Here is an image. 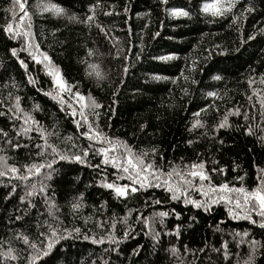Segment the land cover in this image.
<instances>
[{"label": "trees", "instance_id": "1", "mask_svg": "<svg viewBox=\"0 0 264 264\" xmlns=\"http://www.w3.org/2000/svg\"><path fill=\"white\" fill-rule=\"evenodd\" d=\"M20 2L25 3L24 10L14 0H0V112L6 113L0 115V129L8 132L13 143L19 141L22 145L13 149L0 139L3 149L0 155L6 157L4 164L16 166L23 172L24 165L43 162L44 155L38 156V151L43 149L45 155L50 152L35 130L27 136L16 135L24 123V112L39 121L46 133H54L46 135L45 139L61 151L67 152L73 142L81 147L87 145L88 141L78 136L72 118L60 110L57 101L45 95L53 91L48 71L57 70L69 84L78 86L104 105L96 121L101 131L125 141L134 151L148 152L146 159L158 166L170 170L171 165L179 170L184 165L203 161L213 184L227 182L237 187L243 184L249 190L257 186L258 175H264L258 172L264 169V141L258 140V136L264 135V119L260 115V101L264 100V83L261 82L264 31L260 30L264 29V0H236V6L223 17L200 11L201 5L211 0H167L166 4L161 0H100L99 4L96 0ZM53 4L62 11H53L50 7ZM246 4L254 5L255 10L244 12ZM173 6H183L191 15H170L166 9ZM24 11L29 15L21 21ZM106 12L110 14L105 15ZM233 14L237 16L235 22ZM89 15L93 16L92 21H87ZM9 23L14 30L19 25L20 32L30 23V42L22 35L11 39L4 31ZM97 24L105 31H100ZM250 34L254 39H247ZM13 48L16 56L11 54ZM173 53L174 59H152ZM41 54L49 56L50 65L43 61ZM137 54H140L139 60ZM33 56H38L42 62L37 63ZM17 57L26 63L27 70L21 67ZM193 62L203 71L189 74L188 65ZM92 64L102 74V80H97L89 68ZM125 64L130 65L126 74L122 72ZM181 70L198 83L192 85L190 80L185 81ZM217 70H221L222 80L211 78ZM156 75L175 78L176 83L171 79H154ZM29 76L35 83L29 82ZM250 77L254 81L251 86ZM121 80L123 84L119 83ZM182 87L188 88V96L181 91ZM114 90L115 97L111 95ZM209 91L218 95L208 97ZM64 95L67 98L68 94ZM16 96L21 97L22 111L13 115ZM113 100L116 102L112 103ZM202 108L205 111L200 112ZM236 108L241 113L247 111L250 119L245 121L243 115H235ZM228 109L233 113H228ZM196 112L200 115L194 116ZM225 114H228L230 127L213 132L212 125ZM196 119L205 127L189 131ZM248 125L252 126V135L243 131ZM189 140L194 143L189 144ZM25 144L28 147H23ZM152 148L157 150L155 154L149 151ZM98 160L99 157H95L91 162ZM53 167L57 171L52 180L47 181L49 187L45 195L38 189L48 169L29 176L28 181L0 177V251L12 247L20 257L12 261L4 259L0 264H25L22 251L25 245L17 233L38 241L42 239L41 231H49L48 225L58 231L80 227L82 234L96 239L109 234L123 237L125 229L130 235L120 240L116 252L110 250L115 245L107 239L100 244L82 238L61 242L55 258H45L50 264H246L250 256L251 264H264V228L255 213L252 217L257 223L243 216L233 219L223 202L214 204V211L206 213L191 205L185 206L182 201H168L161 189H147L137 200L125 202L96 183L100 175L92 168L67 160H57ZM221 167L223 173L212 171ZM113 171L108 169L109 182L115 179L111 175ZM237 176H242L243 180H236ZM26 183H35L37 194L21 203ZM13 184L17 188L9 196ZM80 193L84 194L81 207L73 211L71 204ZM190 195L193 199L201 198L199 191H190ZM45 198L54 205L51 216ZM29 199L35 208L27 207ZM154 199L162 200L163 204L156 205ZM168 208H174L181 216L179 219L165 217L163 231L170 234L163 235L154 247L151 230L161 231L158 221L150 220L146 227L143 220L136 217L138 214L151 217L154 211ZM17 215L20 220H16ZM192 216L196 221L189 219ZM173 247L175 254L170 251ZM137 248L139 251L134 252Z\"/></svg>", "mask_w": 264, "mask_h": 264}, {"label": "snow or ice", "instance_id": "2", "mask_svg": "<svg viewBox=\"0 0 264 264\" xmlns=\"http://www.w3.org/2000/svg\"><path fill=\"white\" fill-rule=\"evenodd\" d=\"M100 0H96V4H99ZM14 3L19 5L21 10L25 9V3L20 2V0H14ZM161 3L166 4L167 0H161ZM236 6V0H211V2L203 3L201 5L200 11L206 14H210L213 17H223L227 15L231 10ZM53 11L60 12L62 9L58 8L55 4L50 5ZM255 10L254 5L246 4L244 6V12H252ZM127 11V9H125ZM166 11L172 16H183L188 17L191 15L190 10H186L185 7H171L166 9ZM105 15H109L110 13L106 12ZM28 12L24 11L23 15L20 16V20L23 21L26 17H28ZM237 19L236 15H232V21L235 22ZM93 16L89 15L87 17V21H92ZM19 25L16 26V29H13V25L11 23L7 24L4 27L5 33L9 34L11 39H16L17 36L22 35L26 42H30L32 33H31V24L29 23L27 29L23 32L19 31ZM97 27L100 31H105V29L97 24ZM146 27V25H145ZM264 31V29H260ZM159 35V33H157ZM248 40L254 39V35H249L247 37ZM219 48L220 46L217 45ZM13 56L17 55L16 49L13 48L10 50ZM91 54V53H90ZM221 55L223 52L221 51ZM31 55V53H30ZM43 57V61H48L50 65V58L46 54H41ZM37 63H41V59L38 56L32 57ZM175 54H171L169 56H154L152 59L157 61H167L170 59H174ZM19 60V58L17 57ZM136 59H140V54H137ZM21 67H24L27 70V65L23 60H19ZM130 65L125 64L123 66L122 72L126 74L129 70ZM89 68L94 71V75L97 80H102V74L96 70V65H89ZM188 73L192 72H200L203 71L201 67H199L195 62L188 65L187 69ZM221 70H217V74L212 75L211 78L213 80H222L223 76L220 73ZM48 74L52 76L53 82V91L47 92L45 95L50 96L53 100L57 101L60 105V110L62 112H66L71 118L72 123L75 125V129L78 132V136L86 139L88 141L86 146H78L75 142L72 143V148L67 152L61 151L54 144H49L45 139L46 135H53L54 133H46L43 126L39 121L35 120V118L28 112L23 113V121L24 123L21 125L20 129L16 131V135L20 136L23 134L27 136L30 131L35 130L40 134V139L44 140V147L50 149L46 155L44 154V150L41 149L39 144L36 145L38 149H41L37 152V155H44V160L42 163H32L24 165V171H18L16 166H8L4 164L6 157L0 155V177L9 176L10 178H15L20 181H28L29 176L34 173H40L41 169H48L43 174L42 182L39 186L38 192L42 195H45L48 190L47 181L52 180L53 175L56 173V168L53 165L56 164L57 160L60 161H69L80 165H85L89 168L96 170L100 179L96 181V183L103 188L111 190V192L122 201H127L129 199L137 200L139 198V194L145 192L147 189H161L165 192L166 199L168 201H182L185 206L191 205L194 209H200L204 212L214 211L213 205L223 202L227 207V211L229 215L233 219H238L240 216H243L244 219L251 221L252 223H257L256 220L253 219L252 213H255L260 217V226L264 228V175H258L257 179L259 183L255 188L247 189L243 184L237 187L235 184L229 185L227 182L213 184L212 177L208 174L204 169V162L200 161L198 163H193L191 165H184L183 169H176L175 167L169 165L170 170H165L163 166H158L154 162L149 159H146L148 156V152L144 151H134L133 147L130 146L125 141L119 139L118 137H111L106 135L103 131L100 130L99 125L96 123L99 120L101 112L103 111L104 105L100 103L93 95L89 93L82 92L78 86L69 84L64 78L61 76L59 71L50 70ZM181 76L185 81H189L192 85L198 83V81L194 77H190V75H185L184 70H181ZM154 79L160 80H169L171 79L172 83H176L175 78H170L167 76L156 75L153 77ZM261 82L264 83V73H261ZM29 82L35 83L32 78L29 76ZM254 81L252 78H249V85L251 86ZM119 83L123 84L124 81L121 80ZM181 91L185 96H188L189 90L188 88L182 87ZM64 93H67V98ZM112 96H116V91L111 92ZM218 94L213 91L207 92L208 97H216ZM21 97L16 96L15 101L17 102L15 105V113L21 112V108L19 106V101ZM249 99H252L249 96ZM116 101L113 100L112 103ZM35 108H39L38 105L34 106ZM100 110V111H97ZM9 111H12L9 109ZM109 113H111L112 109L109 107ZM205 111V109H200V112ZM200 112L193 113L194 116H199ZM228 113H233L232 109H228ZM5 112H0V115H5ZM235 115H243L245 121L250 119L249 113L247 111L241 113L239 108L234 110ZM260 115L261 118L264 119V100L260 101ZM254 118V117H253ZM33 125L35 128L33 129ZM197 127H205L204 123L200 119H196L193 123L189 131ZM230 124L228 122V114H225L223 119L218 123L212 125V130L215 132L218 129L228 128ZM143 128V125H141ZM245 134L252 135L253 129L251 125L245 126L243 128ZM264 131V129H262ZM219 139L218 137H215ZM0 139L4 141V144L10 145L13 149L20 148L22 145L19 141L13 143L9 138L8 132L0 129ZM66 140H72V137H66ZM31 140V137H29ZM258 140L264 141V135L258 136ZM221 144H223L222 140H219ZM189 144L194 143V141L189 140ZM23 147H28L27 144L23 145ZM3 149L0 148V152ZM151 153L155 154L156 149L152 148L149 150ZM51 157L49 159L48 157ZM99 157L98 162L92 163L91 159ZM162 159V157H161ZM114 169L111 175L115 178L111 182L108 180V169ZM236 169L234 168L233 171ZM214 172L223 173L224 169L221 167L219 169H212ZM259 173H264V169H258ZM178 178V179H177ZM236 180L242 181V176L235 177ZM125 180L127 183L118 184L116 181ZM207 185V188L205 187ZM25 194L20 196V202L24 203L25 200L29 197H33L37 194V185L35 183L25 184ZM17 185H12V191L9 192V196L12 195L16 191ZM190 191H199L200 199H193L190 195ZM84 194L80 193L76 198V202L71 204V209L73 211L79 209L81 207V201L83 200ZM7 199V197H6ZM45 205L48 207V214L51 216L53 212L54 205L49 201V199L45 198ZM154 203L156 205L163 204L162 200L154 199ZM28 208H35L36 205L32 202V200H28L27 203ZM58 210V209H57ZM131 209L129 210V214L131 213ZM175 216L177 219L180 218L181 213L177 212L174 208H168L167 210L154 211L151 214V217H142L141 215H137V220H143V223L146 227H149V221L151 220L153 223L157 222L160 225L161 231L151 230V239L155 245L159 242L163 235H169V232H164L163 229L165 227V217ZM21 217L19 215L16 216V220H20ZM190 220L196 221V217H189ZM126 222V219H125ZM129 227H131L129 225ZM49 231H41L39 236L42 239L30 240L29 235L23 233H17V236L22 239L25 248L22 250L24 255L25 264H50V261L45 259L46 257L55 258L56 249L58 246H62L61 242L68 240H77L83 239L85 241H91L93 244H100L107 239L111 245H115L111 247L112 252H116L119 248L120 240L123 238H130L128 229H125L123 232V237H117L109 234L107 237H102L100 239H96L87 234L81 233L80 227H72V228H63L62 230H57L53 228L51 225H48ZM179 228V226H177ZM179 235V232H177ZM247 235V233H244ZM256 242L253 241L252 245L255 249ZM134 252L139 251V248L134 249ZM170 251L175 254V247L171 248ZM225 256H227V252H225ZM20 257L16 254V249L12 247H8L4 251H0V261L7 259L9 261L18 260ZM252 257H249V260L246 264H251Z\"/></svg>", "mask_w": 264, "mask_h": 264}]
</instances>
